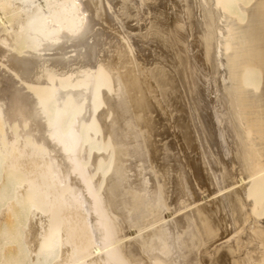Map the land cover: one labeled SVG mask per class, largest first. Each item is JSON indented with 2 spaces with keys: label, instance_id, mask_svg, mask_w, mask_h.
Segmentation results:
<instances>
[{
  "label": "bare ground",
  "instance_id": "bare-ground-1",
  "mask_svg": "<svg viewBox=\"0 0 264 264\" xmlns=\"http://www.w3.org/2000/svg\"><path fill=\"white\" fill-rule=\"evenodd\" d=\"M0 264H264V0H0Z\"/></svg>",
  "mask_w": 264,
  "mask_h": 264
}]
</instances>
